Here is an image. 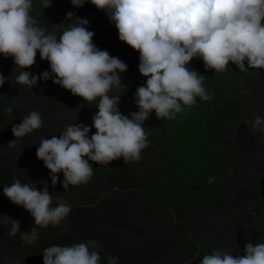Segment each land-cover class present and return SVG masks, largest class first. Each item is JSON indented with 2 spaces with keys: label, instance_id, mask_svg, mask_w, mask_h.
<instances>
[{
  "label": "trees",
  "instance_id": "trees-1",
  "mask_svg": "<svg viewBox=\"0 0 264 264\" xmlns=\"http://www.w3.org/2000/svg\"><path fill=\"white\" fill-rule=\"evenodd\" d=\"M30 15L56 32L70 20H87L96 48L127 65L109 95H119L122 115L138 111L134 92L146 79L138 72L139 53L117 39L104 10L88 2L75 7L71 0H49L42 8L32 0ZM187 67L201 75L211 98L196 97L173 119H156L150 112L142 125L147 146L139 160L88 161L92 176L64 190L63 174H56L53 186L36 158V147L41 138L58 137L75 123L89 126L90 138L98 98L85 102L51 79H39L49 65L38 52L26 69L37 75L36 85L17 84L20 69L11 56H0V76L5 78L0 85V189L15 180L34 183L37 191L47 187L50 207L70 206L63 220L44 226L33 242L25 243L19 231L9 235L8 218L15 220L20 206L0 190V264H42L45 247L89 240L98 245L94 250L100 264H108L109 257H116L117 264H199L214 250L243 256L245 242H264V132L251 127L257 115L264 118V69L249 68L245 61L248 71L229 62L216 72L205 69L199 57ZM32 111L39 113L41 126L15 138L12 126Z\"/></svg>",
  "mask_w": 264,
  "mask_h": 264
},
{
  "label": "clouds",
  "instance_id": "clouds-1",
  "mask_svg": "<svg viewBox=\"0 0 264 264\" xmlns=\"http://www.w3.org/2000/svg\"><path fill=\"white\" fill-rule=\"evenodd\" d=\"M39 2L42 8L48 7L49 0ZM86 2L104 10L115 24L117 39L139 53L138 72L146 79L134 92L138 111L127 116L118 110L119 95H109L113 86H119V74L127 65L96 48L87 20H70L66 27L59 26V32L49 31L30 15L32 0H0V56H11L20 69L15 76L17 84L30 89L36 85L37 75L26 69L34 64L38 52L49 65L39 79H51L85 102L98 98V110L91 117L95 131L90 138L89 126L75 123L66 125L58 137L41 138L36 147V158L48 170L53 186L57 173L63 174L64 190L86 182L93 174L88 161L139 160L140 151L147 146L142 125L150 112L156 119H173L184 106H192L196 97L209 100L211 93L206 94L201 75L187 67L191 58L199 57L205 69L216 72L229 62L239 71H248L245 61L249 68L264 69V0H71L75 7ZM4 80L0 76V85ZM4 111L11 112V108ZM40 126L39 113L32 111L13 125L11 132L19 138ZM251 127L264 132V118L257 115ZM33 185L15 180L0 190L40 228L55 225L69 214L70 206L65 203L50 207L47 187L37 191ZM8 220L9 235H16L19 222ZM20 234L31 242L37 231L32 228ZM96 247L95 240L50 245L42 250V264H100ZM108 264H117V258L109 257ZM199 264H264V242H245L243 256L214 250Z\"/></svg>",
  "mask_w": 264,
  "mask_h": 264
},
{
  "label": "rangeland",
  "instance_id": "rangeland-1",
  "mask_svg": "<svg viewBox=\"0 0 264 264\" xmlns=\"http://www.w3.org/2000/svg\"><path fill=\"white\" fill-rule=\"evenodd\" d=\"M15 220L19 222L18 231L20 233H24V234H27L29 232V230L32 229V228H35L36 231H37V234H38V232L44 227L43 226V227L40 228L39 226L35 225L34 221H33V218L21 206L19 207V209L17 211V216H16ZM37 234H36V237H37ZM21 238H22V240L25 243H31V242H33L36 239L35 238L31 242H28V241H25L22 236H21Z\"/></svg>",
  "mask_w": 264,
  "mask_h": 264
}]
</instances>
